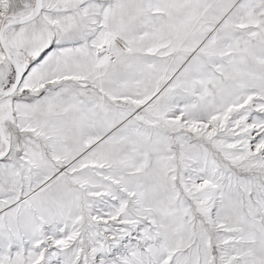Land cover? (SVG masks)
<instances>
[{"label":"snow or ice","instance_id":"obj_1","mask_svg":"<svg viewBox=\"0 0 264 264\" xmlns=\"http://www.w3.org/2000/svg\"><path fill=\"white\" fill-rule=\"evenodd\" d=\"M0 264H264V0H0Z\"/></svg>","mask_w":264,"mask_h":264}]
</instances>
